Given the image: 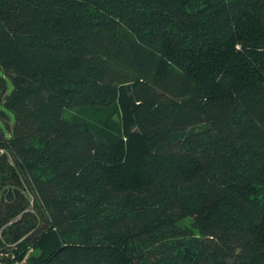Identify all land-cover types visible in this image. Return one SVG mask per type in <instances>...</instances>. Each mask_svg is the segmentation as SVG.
Returning <instances> with one entry per match:
<instances>
[{
	"label": "trees",
	"instance_id": "16d2710c",
	"mask_svg": "<svg viewBox=\"0 0 264 264\" xmlns=\"http://www.w3.org/2000/svg\"><path fill=\"white\" fill-rule=\"evenodd\" d=\"M0 71V264H264V0H0Z\"/></svg>",
	"mask_w": 264,
	"mask_h": 264
},
{
	"label": "rangeland",
	"instance_id": "374dc122",
	"mask_svg": "<svg viewBox=\"0 0 264 264\" xmlns=\"http://www.w3.org/2000/svg\"><path fill=\"white\" fill-rule=\"evenodd\" d=\"M0 74H1V71H0ZM127 76H129V78L130 77H132V78L137 77V75H135L131 71H127ZM147 76L149 77V74ZM6 112L8 115V124L11 127L13 125V122H14L13 114L10 111H6ZM123 112H124L123 106L121 104H118L116 106L115 110H113V108H111L110 111L106 110V109H98V108H94V107H85V108L73 107V108L65 109L63 115L66 118L85 117L89 122H91L95 125L97 124L98 126H103L104 124H112L115 126V124L121 125ZM0 129L6 135L9 132L6 124L4 123V121L1 118H0ZM124 136L125 137H123V139L126 140L127 136L126 135H124ZM133 142H134V140H132V143ZM34 252H36L35 249L28 250V252L25 255V258L27 257L28 254H31ZM24 259L14 263V264H17V263L19 264L21 262H23V264H24V261H25Z\"/></svg>",
	"mask_w": 264,
	"mask_h": 264
},
{
	"label": "built area",
	"instance_id": "2783aa9c",
	"mask_svg": "<svg viewBox=\"0 0 264 264\" xmlns=\"http://www.w3.org/2000/svg\"><path fill=\"white\" fill-rule=\"evenodd\" d=\"M18 264V263H17ZM19 264H23V262L19 263Z\"/></svg>",
	"mask_w": 264,
	"mask_h": 264
}]
</instances>
